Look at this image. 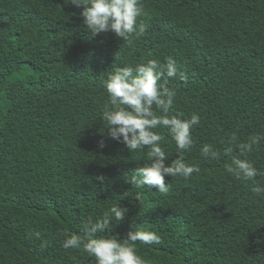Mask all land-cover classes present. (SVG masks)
Masks as SVG:
<instances>
[{
	"label": "trees",
	"instance_id": "trees-1",
	"mask_svg": "<svg viewBox=\"0 0 264 264\" xmlns=\"http://www.w3.org/2000/svg\"><path fill=\"white\" fill-rule=\"evenodd\" d=\"M70 2L0 0V264H94L65 250L59 230L79 232L112 199L128 209L113 234L135 224L162 235L138 244L148 264H264V199L224 171L225 158L200 155L233 132L264 133V0H143L148 30L133 47L112 32L92 36ZM168 56L186 77L169 85H180L176 112L201 116L185 154L201 172L166 177L172 188L161 194L129 182L146 150L107 135L100 75ZM166 147L171 163L170 138ZM249 158L264 171V143ZM32 230L51 241L46 250Z\"/></svg>",
	"mask_w": 264,
	"mask_h": 264
},
{
	"label": "clouds",
	"instance_id": "clouds-1",
	"mask_svg": "<svg viewBox=\"0 0 264 264\" xmlns=\"http://www.w3.org/2000/svg\"><path fill=\"white\" fill-rule=\"evenodd\" d=\"M70 4L82 9L83 24L92 36L112 32L124 41V45L133 47L135 41L147 33L143 0H71ZM148 56L152 57V53ZM122 64L123 67L113 66L100 75L106 93L99 110L100 118L106 125L107 135L131 153H145L146 150L147 163L138 167L129 181L133 187L144 189L147 186L149 191L156 189L167 194L173 181L166 183V177L188 180L201 172L200 165L188 161L185 155L195 144L193 131L201 126V116L193 112L185 117L183 112H176L180 85H169L177 77L181 81L186 77L179 72L177 61L171 56L163 61L148 58ZM169 138L177 152V158L171 163H168L166 147ZM221 143L222 150L212 143L203 144L201 157L210 161L225 158L224 171L248 187L254 196L264 199V182L257 179L264 176V171L249 158L264 143V133L241 140L233 132ZM98 147L105 148V142L99 141ZM97 179L102 182L104 177ZM143 196L144 192H137L135 200L142 203ZM127 213V208L112 199L99 216L82 217L79 232L59 230L63 237L62 247L81 250L94 258V264H148L139 254L138 244L159 245L163 237L158 231L135 224L123 237L119 233L113 234V228L125 220ZM27 236L39 241L41 251L51 244L39 231H29Z\"/></svg>",
	"mask_w": 264,
	"mask_h": 264
}]
</instances>
